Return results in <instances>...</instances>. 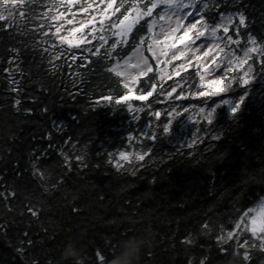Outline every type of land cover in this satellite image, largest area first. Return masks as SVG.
<instances>
[{"label": "trees", "instance_id": "obj_1", "mask_svg": "<svg viewBox=\"0 0 264 264\" xmlns=\"http://www.w3.org/2000/svg\"><path fill=\"white\" fill-rule=\"evenodd\" d=\"M44 3L38 0L28 7L41 13L46 10ZM205 3L210 8L204 17L212 25L222 15L243 11L247 16V28H242L239 36L232 33L241 41L239 47L229 46L237 56L246 46L251 47L247 43L250 34L264 44V0H200L202 6ZM150 4L151 0H141L139 7L146 11ZM130 6L131 0H125V8ZM160 6L134 26L128 43L118 46L113 59L93 57L86 51L93 45L82 46L76 54L88 60L72 62L68 56L65 63L62 58L54 62L58 66L55 74L50 71L47 55L42 58L40 50L30 46L34 37L39 39L29 31L37 22L26 15L28 22L24 24L17 14V26L27 33L24 35L17 26L9 28L0 21L4 25L0 30V193L6 196L0 198V225H4L0 228V264H63L61 248L82 232L85 264H98L97 249L110 259L121 239L149 225L155 232V245L144 252L141 264H188L193 257L195 264L204 257L207 264H226L231 252L237 250V241L258 243L249 233L240 232L225 245L229 248L226 254L216 236L221 226L225 233L236 232L235 221L264 202L261 55H251V82L247 85L238 82L243 68L233 67L229 78L235 82L226 98L214 99L217 105L211 125L202 120L185 131L175 129L165 134L163 126L171 110L178 105L201 106L209 98L189 95L202 91L195 63L179 76L161 80L160 69L175 73L177 64L165 66L152 58L153 72L128 89L121 77L109 71L148 35L147 21L160 12ZM20 10L27 13V9ZM115 19L113 16V22ZM114 41L115 37L108 46ZM12 46L22 48L23 76L16 74L22 85L19 97L11 91L5 72ZM77 72L81 75L76 76ZM173 86L176 92L169 97ZM149 91L151 96H147ZM181 92L182 99L178 98ZM141 94L147 99H138ZM239 96L243 103L233 114L225 101ZM16 98L22 100V109L30 111L17 112ZM143 108L141 124L128 123L130 111ZM157 111L161 113L158 119L154 115ZM146 120L149 127L141 143L144 159L116 165L112 157L125 148L126 135L135 125L142 128ZM152 134L155 140L149 139ZM213 136L219 139L213 140ZM61 152L68 156L67 161ZM33 163L44 172L43 180L33 175ZM29 206L38 211L37 217L28 213ZM205 223L210 228L207 235H197L191 247L182 243L199 233ZM239 252V264H264V253L259 249H251L249 262L243 261L242 248Z\"/></svg>", "mask_w": 264, "mask_h": 264}, {"label": "snow or ice", "instance_id": "obj_2", "mask_svg": "<svg viewBox=\"0 0 264 264\" xmlns=\"http://www.w3.org/2000/svg\"><path fill=\"white\" fill-rule=\"evenodd\" d=\"M37 2L38 0H0V21H4L9 28H12L17 26L18 14L24 24L28 22L24 19L26 15L30 17L31 21L37 22L35 27L29 29V31L38 34L39 39L37 40L34 37L30 46L33 49H39L42 58L44 54L47 55L52 74L56 73L58 67L54 62L62 58L65 60V63H67L68 56L71 57L72 62H77L80 59L88 60V57L77 56L76 54V50L81 49L82 46L93 45L92 47H86V51L93 57L113 59V54L116 52L118 46L128 43V36L134 26L145 17L152 16L153 10L159 5H163L164 8L159 14L158 19L154 18L147 21L149 36L141 37L140 43L136 46L133 55L125 59L123 65L117 60L115 66L109 69V71L115 72L116 76L125 77L135 83L140 77L152 73L153 67L149 63V58L144 55L145 51L150 52L152 58L158 63L162 62L165 66L170 65L173 61L185 60V63L180 64L176 68L175 73L168 72L166 68H161L159 78L164 80L171 79L173 75L179 76L184 69L191 68L193 63H195L197 66L196 74L200 77L199 88L202 91L190 92L189 95L201 96L207 99L208 97H216L228 92L230 85L235 81L231 78L225 79L222 76L220 79H211L205 83V74L215 73L218 75L226 67L227 72L224 73V76H228V73L233 71V64L236 69H242L244 65L249 64L253 53L261 55V63L264 65V44H259L256 37L251 34L248 36L247 41L251 47L246 46L244 48L242 58L236 55L235 49L230 52L226 51L231 45L239 47L241 44L239 39H234L232 33L239 36L241 29L247 28V16L243 11L222 15L219 18V22L212 25L204 17V13L209 10L210 5L205 3L202 7H197L199 0H187V2L185 0H151L150 6H145L146 11L139 7L141 0H131V6L128 8H125V0H119V3L117 0H45L43 7L46 10L41 13H35L28 6L30 4H37ZM101 5L103 6L101 7ZM21 8L27 9V13L24 10H20ZM189 8L192 11L186 12L185 10ZM121 9H124V11H121ZM117 13L119 14L118 16L116 15ZM193 15L197 17L195 21L192 20ZM113 16L116 17L114 22L112 20ZM157 26L159 27V32L154 31ZM3 27L4 25H0V30ZM17 27L22 34L27 35V33L23 32L22 28ZM221 31L224 36L218 35ZM181 32L182 34H180ZM161 34H164L162 40L158 38ZM113 37H115V41L108 46L109 40ZM201 38H204V40L197 44V41H201ZM209 39L213 42L208 43ZM146 40L149 42L145 48ZM93 41H98V43L93 44ZM24 47L27 48L28 45H24ZM202 49L204 51L201 54ZM8 52L10 54L7 61L9 67L5 69V72L8 74L9 83L12 86L11 91L19 97L22 85L20 80L16 79V74L19 73L23 76V70L20 67L23 63L21 58L22 48L12 46L8 49ZM208 57H213L212 65L214 67L210 68L205 62V58ZM161 58L164 59L161 60ZM133 59L135 63H131ZM91 62L89 61V63ZM129 68L138 69V75H131L128 72ZM200 69H203V73H201ZM251 72L252 68L249 66L248 71L239 77L238 82L241 85L249 84L251 82V79H249ZM75 75L80 76L81 74L77 72ZM123 87L128 89V83H124ZM152 88L155 89L156 85L153 84ZM173 92H176L175 86L172 87L168 96L171 97ZM152 94V91H149L147 96H151ZM137 98L140 100L147 99L144 94H141ZM178 98H183L182 92L178 94ZM242 103L243 98L240 103H237L233 107V114L239 112ZM21 105L22 100L16 98L14 107L17 112L30 111L22 109ZM184 110L188 111L187 108ZM44 111L47 112V108ZM215 111L216 108L209 110L201 107L199 109V112L204 114V120L208 125L212 124ZM173 112H175V108ZM154 115L160 117L161 113L157 111L154 112ZM176 115H179V113L176 112ZM52 127L57 132L60 130L55 123H53ZM170 128L171 123L169 121V123L163 126L164 133L167 134ZM47 138L49 141L52 140L51 131L47 133ZM129 139H131V136H129ZM149 139L155 140V134H152ZM212 139L216 140L219 137L213 136ZM149 151L151 150L149 149ZM61 155L64 156L65 161L68 160V156L63 152H61ZM120 156L126 158V154L123 152L120 153ZM138 158L143 160L144 154H140ZM36 159L39 160L40 157L37 156ZM76 159L79 161L81 157L77 156ZM32 168L33 175L43 180L44 172L38 167L37 163H33ZM45 191H48V189L45 188ZM10 195L14 196L15 193H11ZM0 198H6L5 193H0ZM74 210L79 211L78 208ZM257 210L256 215H251L250 232L258 243L249 244L247 239H244L242 242L237 241V250L231 252L232 256H240L239 249L242 248V259L245 262H249L252 259L251 249H259L264 253V203L258 205ZM27 211L33 217L38 216V211L34 206H29ZM253 211L248 210L247 213H244V215L235 221V228L238 230L236 232L229 230L225 233L223 226H221L220 234L216 236V240L226 254L229 253V248L225 247L227 242L236 239L240 231H249L246 217ZM3 227L4 225H0V228ZM209 231V224H202L199 233L186 237L182 240V243L189 247L194 246L197 235H207ZM24 235L27 236L28 234L25 233ZM28 243L31 245L32 241H28ZM18 251L23 253L24 249L19 248ZM95 256L98 264H107V257L99 249L96 250ZM188 264H195V258L190 259ZM199 264H207V257L200 259Z\"/></svg>", "mask_w": 264, "mask_h": 264}, {"label": "rangeland", "instance_id": "obj_3", "mask_svg": "<svg viewBox=\"0 0 264 264\" xmlns=\"http://www.w3.org/2000/svg\"><path fill=\"white\" fill-rule=\"evenodd\" d=\"M185 2H187V0H185ZM197 7H201V6L197 5ZM185 11L186 12H191L192 10L189 8V9H186ZM155 19H158V17L155 18ZM196 19H197V17L195 15H193L192 20L195 21ZM154 31L159 32V27L157 26L154 29ZM180 34H182V32ZM218 35L219 36H224L222 33H218ZM147 36H149V33H148ZM158 38L162 40L164 38V34H161ZM225 39H226V37H225ZM203 40H204V38H201V41H197V44L201 43ZM148 42L149 41H147V43ZM212 42H213L212 40H210V39L208 40V43H212ZM147 43L144 45L145 48L147 47ZM134 50H132V52L129 55H127L123 60L119 61L121 65L124 64L125 59H127L128 57H131L133 55ZM232 50L233 49H229V48L226 49V51H229V52L232 51ZM203 51L204 50L202 49L201 50V54H202ZM144 55L149 58V63L151 65V60H152L151 53L145 51ZM170 55H169V59H170ZM239 57H241V58L243 57V52H242L241 55H239ZM163 59L164 58H161V60H163ZM212 59H213V57L205 58V62L210 66V68L214 67L212 65ZM131 63H135V60L133 59L131 61ZM115 64L113 66H115ZM234 66L235 65L233 64L232 68ZM249 66L250 65H248V64L243 66L244 74H245V72L248 71V67ZM118 70H123V69H118ZM128 72L131 75H138L139 70L138 69L129 68ZM225 72H227V68L226 67L224 68L223 71H220L218 75H216L215 73L205 74V82H207V81H209L211 79H220L222 76L225 77L224 76ZM122 78H123L122 81L124 83H128V85L130 87H134L136 85V83H137V81L135 83H133L130 79H126L125 77H122ZM240 101H241V97H238V98H235L234 100H232L231 108L233 109V107L237 103H240ZM215 106H216V104L214 102H210L209 104H207V105H205L203 107H205L206 109L210 110L211 108H215ZM200 108H188V111H187L186 114H184V109L185 108H182V109L176 108L175 112H171L170 113L171 115H169L170 116L169 121L171 123L170 130H173L174 127H177L179 130L186 129V127L189 126L191 123H193L195 121H200L202 118H204V114H201L199 112ZM130 112H131L130 115H129L130 119L128 120V123L134 122V123L139 124L140 119L142 118V112L140 110H134V109H132ZM176 112H178L179 115H176ZM147 125H148V123H145L143 128H140L139 125H135V127H136L135 130L136 131L132 130L128 135H126L127 136V140H126L127 142H126L125 148L118 150L112 157V159H113V161L115 162L116 165H120L122 163H125L127 161L132 160L133 158H138L139 157V155L141 154V143H142L141 137L145 134V127ZM129 136H131V139H129ZM121 152L126 154V158H122L120 156ZM262 203H264V202H262ZM262 203H260L259 205H261ZM252 210H254V211L248 217H246V222L249 225V231H240V232H242L244 234H246L245 232H247V233L250 234V236H252L251 232H250L251 215H256L257 211H258L257 207L253 208ZM236 231H238V230L236 229Z\"/></svg>", "mask_w": 264, "mask_h": 264}, {"label": "clouds", "instance_id": "obj_4", "mask_svg": "<svg viewBox=\"0 0 264 264\" xmlns=\"http://www.w3.org/2000/svg\"><path fill=\"white\" fill-rule=\"evenodd\" d=\"M84 233L78 238H70L61 248L60 258L63 264H85L84 250L81 240ZM155 245V232L151 226L145 227L140 233L126 236L121 239L116 251L107 264H141V259L147 249ZM226 264H239L238 256L233 255Z\"/></svg>", "mask_w": 264, "mask_h": 264}]
</instances>
